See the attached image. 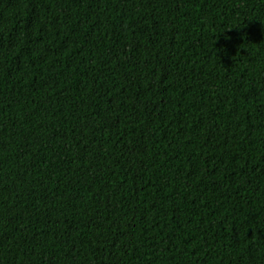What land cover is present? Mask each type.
<instances>
[{"label":"trees","instance_id":"obj_1","mask_svg":"<svg viewBox=\"0 0 264 264\" xmlns=\"http://www.w3.org/2000/svg\"><path fill=\"white\" fill-rule=\"evenodd\" d=\"M0 264H264V0H0Z\"/></svg>","mask_w":264,"mask_h":264}]
</instances>
